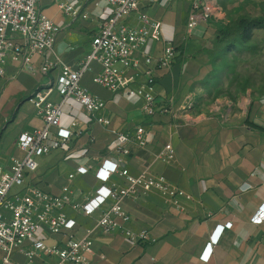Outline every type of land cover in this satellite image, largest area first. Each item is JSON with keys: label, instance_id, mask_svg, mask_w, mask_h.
<instances>
[{"label": "crops", "instance_id": "0c3cea01", "mask_svg": "<svg viewBox=\"0 0 264 264\" xmlns=\"http://www.w3.org/2000/svg\"><path fill=\"white\" fill-rule=\"evenodd\" d=\"M82 3L93 16V33L98 31L95 7L90 0H64ZM217 8L216 0H203ZM38 9L59 31L53 53L67 66L76 67L90 50L84 39L87 20H72L64 15L53 0H39ZM188 0H141L140 10L158 24L159 35H152L147 51L158 58L166 41L172 40L177 50L185 39ZM219 10V9H218ZM201 23L197 33L204 29ZM178 51L171 66L154 70V94L157 112L145 115L143 100L124 92L112 94L91 82L99 66L85 74L81 86L104 101L103 115L107 127L89 124L83 109L76 103L63 107L61 124L75 121L73 136L65 149L37 159V170L29 180L49 195L69 190V203L81 204L94 195L99 182L94 176L104 160L114 161L116 133L127 135L128 154L123 156L132 175L141 172L160 176L182 191L176 198L179 211L170 199L157 193L140 194L137 199L123 198L117 204L129 216L126 227L147 233L144 245L129 242L120 232L92 234V253L86 264H264V221L252 223L259 207L264 205V95L241 90L232 100L225 97L208 102L202 80L205 69L193 60L183 62ZM41 58L32 57L34 71L21 69L9 62L0 79V167L8 168L11 158H20L16 147L19 134L39 129L42 121L27 101L37 88L53 80L57 69L41 75ZM142 77L129 85L140 89ZM200 80V81H199ZM199 81V82H198ZM201 88V89H200ZM59 101L56 93L48 96ZM163 110V111H161ZM145 133L136 140L135 129ZM76 133V134H75ZM80 133V134H78ZM170 145L173 158L164 161L165 146ZM86 149L85 155L73 153ZM87 170L76 175V169ZM69 176H72L69 178ZM111 182L122 187L124 181L112 176ZM109 186V183L105 184ZM107 204H111L108 202ZM63 212L75 221L74 235L81 238L91 229L99 213L88 217L67 206ZM230 223V227H225ZM59 237H49L47 245L59 244ZM210 244L208 259L201 256ZM13 260L24 262L20 255ZM55 258L42 257L33 264H51Z\"/></svg>", "mask_w": 264, "mask_h": 264}, {"label": "built area", "instance_id": "2783aa9c", "mask_svg": "<svg viewBox=\"0 0 264 264\" xmlns=\"http://www.w3.org/2000/svg\"><path fill=\"white\" fill-rule=\"evenodd\" d=\"M38 1L0 0V79L4 77L9 62L21 64L20 70L34 71L32 57L35 55L41 58V75L46 76L50 70L57 69L53 80L37 87L27 98L40 117L42 126L19 134L16 147L22 157L11 158L8 168L0 167V264H33L42 257L55 258L51 264H86L87 257L92 253L94 230L102 235L120 232L134 244L144 245L150 241L147 233H134L126 227L130 218L118 206L120 199H137L140 194L157 193L170 199L181 211L176 198L183 192L160 176L148 172L129 173L122 158L128 154L129 139L121 133L114 135L113 152L117 158L101 162L94 173L100 185L94 195L81 204L69 203L67 187H63L59 195H49L31 184L28 177L36 172L38 158L65 149L70 143L76 122H70L68 127L61 124L65 105L72 102L80 106L89 124L109 126V120L103 115L104 101L81 86L82 78L92 71L93 64L99 66V71L91 77L93 84L112 94L124 92L126 96L141 97L145 115L153 116L158 109L153 72L170 66L177 47L169 40L158 58L154 59L149 54L147 45L152 35H159L158 24L140 10L141 0H90L97 10L98 31L92 36L90 50L83 60L76 67H70L53 53L59 27L38 9ZM53 1L72 20H87L92 16L82 3ZM188 1L187 34L219 12L215 5L203 0ZM137 77L144 79L140 83L141 88L132 90L129 85ZM53 92L59 96V101L48 100ZM144 133L143 128H136V140L139 141ZM165 151L163 160L171 161L173 153L170 145L165 146ZM86 153L87 150L82 149L73 154ZM86 172L83 167L76 169V175ZM114 175L123 179L122 187L110 181ZM107 183L108 187L105 186ZM67 206L88 217L99 213L94 227L86 229L81 238L74 235L75 221L63 212ZM261 221H264V205L251 219L252 223ZM225 227L229 228L230 223H226ZM49 237H59L61 243L47 245ZM209 253L210 244H207L201 257L206 260ZM14 255L22 256L25 261H14Z\"/></svg>", "mask_w": 264, "mask_h": 264}, {"label": "rangeland", "instance_id": "374dc122", "mask_svg": "<svg viewBox=\"0 0 264 264\" xmlns=\"http://www.w3.org/2000/svg\"><path fill=\"white\" fill-rule=\"evenodd\" d=\"M216 3V17L199 33L193 30L185 34L184 43L177 50L180 60H193L205 69V91L200 89L207 94L208 102L220 97L232 100L241 90L264 95V0ZM89 19L86 30H82L87 42L94 27L92 18ZM240 22H244L243 31L239 29Z\"/></svg>", "mask_w": 264, "mask_h": 264}, {"label": "trees", "instance_id": "16d2710c", "mask_svg": "<svg viewBox=\"0 0 264 264\" xmlns=\"http://www.w3.org/2000/svg\"><path fill=\"white\" fill-rule=\"evenodd\" d=\"M243 23H244V22H240L239 25H238V26H239V29L241 28L242 31L245 29V25H243ZM257 23H258V22H256V24H257ZM240 31H241V30H240ZM242 31H241V32H242Z\"/></svg>", "mask_w": 264, "mask_h": 264}]
</instances>
